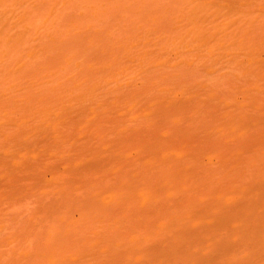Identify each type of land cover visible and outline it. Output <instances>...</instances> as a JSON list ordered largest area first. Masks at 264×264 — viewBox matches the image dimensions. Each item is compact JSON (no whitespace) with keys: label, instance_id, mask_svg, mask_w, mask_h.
I'll use <instances>...</instances> for the list:
<instances>
[{"label":"rangeland","instance_id":"1","mask_svg":"<svg viewBox=\"0 0 264 264\" xmlns=\"http://www.w3.org/2000/svg\"><path fill=\"white\" fill-rule=\"evenodd\" d=\"M263 227L264 0H0V264H264Z\"/></svg>","mask_w":264,"mask_h":264},{"label":"bare ground","instance_id":"2","mask_svg":"<svg viewBox=\"0 0 264 264\" xmlns=\"http://www.w3.org/2000/svg\"><path fill=\"white\" fill-rule=\"evenodd\" d=\"M194 30L196 31V29H194ZM195 31H194V32H195ZM4 97H6V96H4ZM14 98H15V97H13V100H15L16 98L18 99V101H17L16 103H15V101H14L15 105H18V104H19L18 102H20L21 99L24 98V97H21V98H20V97H16L15 99H14ZM24 99H25V98H24ZM2 100H3V99H2ZM4 100H5V99H4ZM9 100H10V103H9V102H8V103H9V104H12V103H13V100H11V98H10V99H8L7 101H9ZM26 100H27V99H26ZM11 101H12V102H11ZM4 102L6 103V100H5ZM4 102H1V103L4 104ZM8 103H6L5 106H6ZM22 103H23V101L20 102V104H22ZM24 103H26L25 100H24ZM3 104H2V105H3ZM5 106L2 107L3 110L7 109V108H6L7 106H6V107H5ZM45 110L48 112V110L45 108V109L43 110L44 113H45ZM44 113H43V115H44ZM45 115H46V113H45ZM45 115H44V117H45ZM263 228H264V227H263ZM262 263H263V262H262ZM260 264H261V263H260Z\"/></svg>","mask_w":264,"mask_h":264}]
</instances>
